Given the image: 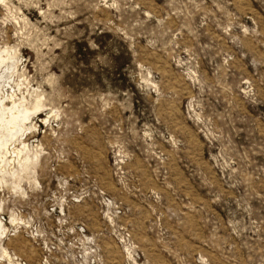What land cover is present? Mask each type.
I'll return each instance as SVG.
<instances>
[{"label":"rangeland","instance_id":"1","mask_svg":"<svg viewBox=\"0 0 264 264\" xmlns=\"http://www.w3.org/2000/svg\"><path fill=\"white\" fill-rule=\"evenodd\" d=\"M3 49L0 264H264V0H0Z\"/></svg>","mask_w":264,"mask_h":264},{"label":"bare ground","instance_id":"2","mask_svg":"<svg viewBox=\"0 0 264 264\" xmlns=\"http://www.w3.org/2000/svg\"><path fill=\"white\" fill-rule=\"evenodd\" d=\"M14 68L13 57L8 54L7 49L0 50V162L5 163L11 162L6 159L7 153L10 152L8 142L13 140L18 134L23 135L26 130L31 129L30 125H27L29 116L39 109V105L35 104L33 109L29 110L21 102L16 103L12 95L9 97L1 95V93H4L2 89L5 79L8 78L9 73L13 72ZM21 144L22 148H14L15 150L13 149L12 152L16 151V154H18L26 148L24 142H21ZM28 160L29 157L26 155L23 161H20L19 167L27 168ZM4 231L5 227L0 220V234Z\"/></svg>","mask_w":264,"mask_h":264}]
</instances>
